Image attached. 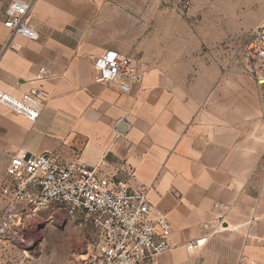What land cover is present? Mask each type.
<instances>
[{
	"label": "crops",
	"instance_id": "0c3cea01",
	"mask_svg": "<svg viewBox=\"0 0 264 264\" xmlns=\"http://www.w3.org/2000/svg\"><path fill=\"white\" fill-rule=\"evenodd\" d=\"M11 1L0 0V88L17 97L38 88L44 106L32 122L0 104V187L19 150L80 161L127 181L133 194L145 190L166 214L174 248L158 264H264L261 86L242 73L219 76L213 63L214 75L175 78L133 57L141 79L130 90L95 82L90 53L127 51L121 14L107 8L116 0H34L37 39L4 26ZM42 66L51 75L40 80ZM4 206L0 196V212ZM223 212L217 232L189 250Z\"/></svg>",
	"mask_w": 264,
	"mask_h": 264
},
{
	"label": "built area",
	"instance_id": "2783aa9c",
	"mask_svg": "<svg viewBox=\"0 0 264 264\" xmlns=\"http://www.w3.org/2000/svg\"><path fill=\"white\" fill-rule=\"evenodd\" d=\"M33 2L12 0L5 11L4 26L14 34L39 38L30 24ZM243 51L253 78L264 87V27L254 32ZM88 58L94 66L95 82L116 83L122 91H128L141 79L133 58L119 50L90 53ZM50 75L42 66L37 78L42 80ZM0 104L35 122L44 98L38 88H32L23 97L0 88ZM7 176L0 187L5 202L0 212V241L20 242L41 212L58 204L97 229V242L87 254L85 264H158L157 258L174 248L168 238L171 223L166 214L153 210L145 190L133 194L127 181L106 178L80 161L62 165L53 154L26 150L11 156ZM218 207L228 206L221 203ZM224 217L223 212L214 222L204 223L207 232L190 243L188 249L203 246L222 226Z\"/></svg>",
	"mask_w": 264,
	"mask_h": 264
},
{
	"label": "rangeland",
	"instance_id": "374dc122",
	"mask_svg": "<svg viewBox=\"0 0 264 264\" xmlns=\"http://www.w3.org/2000/svg\"><path fill=\"white\" fill-rule=\"evenodd\" d=\"M111 1V0H109ZM123 52L144 66L175 78L184 72H252L243 47L264 27V0H116ZM134 60V59H133ZM213 69V70H212ZM264 96V87L261 86ZM264 163V162H263ZM20 242L0 241L4 264H85L97 229L65 206L42 211Z\"/></svg>",
	"mask_w": 264,
	"mask_h": 264
}]
</instances>
